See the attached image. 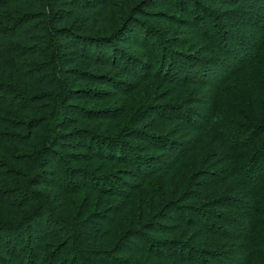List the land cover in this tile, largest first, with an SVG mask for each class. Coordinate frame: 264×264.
<instances>
[{
  "label": "trees",
  "instance_id": "trees-1",
  "mask_svg": "<svg viewBox=\"0 0 264 264\" xmlns=\"http://www.w3.org/2000/svg\"><path fill=\"white\" fill-rule=\"evenodd\" d=\"M161 6L186 16L197 47L202 40L205 46L181 55L156 44L159 33L149 23L164 18ZM252 8L247 0H0L1 254L37 264L43 238L62 230L76 232L91 256L79 264H264V220L237 212L248 207L264 215V36L253 53H243L240 69L227 70L222 60L231 59L228 43L240 51L249 44L230 27L261 10ZM222 21L228 26L219 27ZM259 28L264 35V24ZM248 67L253 77H241ZM156 80L182 93L197 87L195 106L163 92L118 126L128 111L117 105ZM182 120L195 135L172 139L169 126ZM201 133L221 141L228 164L200 155L194 136ZM141 145L158 154L141 152ZM93 163L122 165L130 190L158 189L106 240L93 216L64 208L94 181ZM177 169L188 174L179 176L184 186L166 196ZM230 178L247 190L209 194ZM174 211L183 214L166 227ZM176 227L184 231L173 234ZM33 236L38 245L29 248Z\"/></svg>",
  "mask_w": 264,
  "mask_h": 264
},
{
  "label": "rangeland",
  "instance_id": "rangeland-1",
  "mask_svg": "<svg viewBox=\"0 0 264 264\" xmlns=\"http://www.w3.org/2000/svg\"><path fill=\"white\" fill-rule=\"evenodd\" d=\"M248 6L254 7V9H261L260 12H256L257 14H251L252 16H249V21L246 20L247 15L244 17L243 20H239L236 25L234 24L233 27H230L231 30H234L237 35L240 37H244V39L247 38L249 40V44L242 49V51L238 50L234 45L235 42H230L227 45V50L229 53H231V59L222 58L223 63L225 64L224 67H227V70H238L243 65L242 58L243 53H253V50H256V46L260 45L261 43V36H264L263 33H261L259 24H264V0H258V1H252L247 0ZM207 4V3H205ZM253 9V8H252ZM253 9V10H254ZM159 12H163L164 18L160 20L159 22H150L149 26H154L157 30L159 35L156 36V44H159L161 47H166L168 51H172L176 53H181V55H193L196 53V48L205 46L204 41L202 40V45H199L197 47L196 42L198 41V36L195 35V29H193L191 26L185 24L188 21V18L186 16H182L181 13L176 11L173 8L168 9L166 6L160 7ZM227 22V23H225ZM217 23L219 27L225 26L228 21ZM191 24V22H188ZM231 24V23H229ZM206 29L208 27L206 26ZM197 37V38H196ZM242 37V38H243ZM219 41V38L216 37V41ZM171 42L173 46H170L168 42ZM187 42V44H185ZM193 44H195L194 47ZM208 44V43H207ZM246 48V49H245ZM200 55V53H198ZM197 54V55H198ZM178 57V55H176ZM189 59V58H187ZM234 68V69H233ZM224 69V68H223ZM247 70L241 77H253V71L250 70L248 67ZM222 76H224V72L222 73ZM128 80V79H127ZM212 80V79H211ZM215 84V83H213ZM160 85L159 90L157 91V87ZM191 88L196 89L197 87L191 86ZM191 88H188L186 91L181 92V90L175 89L174 87L169 85L163 84L161 81H151L144 85L140 89V91H136L129 95V99L122 100L121 103L117 105L118 108L121 109L122 106H125L126 112L123 116H121V119L117 121L118 126H124L129 118L130 115L134 114V112L140 108L143 104L147 103H153L152 100H147L148 97L154 96V99L157 94H171L170 96H174L173 102H182L184 107H191L195 106L194 104H191L192 98L194 97V94ZM211 90V89H209ZM206 91V90H205ZM187 92V93H184ZM173 94V95H172ZM209 94V93H208ZM211 96H216L213 92H210ZM172 98V97H169ZM167 99L170 101V99ZM153 99V100H154ZM150 101V102H149ZM191 101V102H190ZM125 104V105H124ZM123 108V107H122ZM199 106L195 107V109H198ZM180 122V121H179ZM174 122L172 125L169 126L170 130V136L173 139L181 138L183 136L192 137L195 135V131L189 130L190 127H188L186 124L187 122L181 121ZM160 132V131H159ZM158 133V132H157ZM198 138V143L200 145L199 147V153L200 155H205L207 153H211V157H215L220 159L223 163L228 164L227 158L222 157V154L228 153L227 148L222 147L223 144L219 139H217L214 135L206 133V134H199L198 136H194ZM200 137H203L201 140ZM141 152L148 153V154H158L155 150H149L147 149V146H139ZM221 149V150H220ZM147 150V151H146ZM218 154V156H216ZM223 158V159H222ZM189 163V162H187ZM65 164V162L63 163ZM94 168L88 167L89 170H91V175L93 176L94 181H90L87 183V185H83L80 188V193H78L76 196H69L68 201L65 204V207L67 210L72 207V210H75V212H79V215L83 214L85 217L87 216H93L94 217V227L97 228V231L100 235H105L104 239L106 240L107 237H110V234H107L109 231L110 233H119L120 230L127 227L130 221V215L135 216L141 208L146 204L148 206L149 203V197L150 194L154 191H157L158 189L156 185L145 186V188L137 187L134 190H130L129 183L132 182L130 176L126 174L124 171L125 168L122 165L118 164H101V163H93ZM189 166V164H187ZM186 165V166H187ZM68 167L71 165H67ZM187 166V167H188ZM215 169V168H214ZM181 170V169H180ZM177 169L175 172L172 171L169 174V177L167 178V184L163 191L165 192V195L167 193H174L175 191H178V186L183 187L184 186V180H181L179 176L184 175L187 178V172L185 170ZM174 176V177H173ZM173 177V178H172ZM66 182H70L71 185L74 183L73 180L69 177V175L65 176ZM234 178H230L225 184H220L215 187H212L209 191V194L220 196L224 191L225 194H230L232 197H238L239 193L243 190H247L246 187L239 181H234ZM155 182V181H154ZM153 182V183H154ZM160 186V184H159ZM158 186V187H159ZM98 188V189H97ZM98 190V191H97ZM228 191V192H227ZM167 196V195H166ZM248 202H251V199L248 198ZM253 200V199H252ZM157 204H160V202H157ZM187 205L189 206H198L195 204L194 201H188ZM129 206V207H128ZM74 208V209H73ZM126 208V209H125ZM189 208V207H188ZM245 209L241 212L242 214H245V217L250 220L253 218V216L259 217L260 220H264V215L259 214L255 212L253 209L244 207ZM115 210H117V214L114 215ZM236 212V214H237ZM183 213L180 211H174L169 214V217L167 221L165 222L166 227L174 226L178 220H180ZM188 214H185L187 216ZM235 215V214H233ZM179 218V219H178ZM105 220H108L110 223L108 225L106 224ZM108 227V228H107ZM245 227H241L240 229L243 230ZM59 230V229H58ZM231 230V227H230ZM67 231H69V228H67ZM183 229H179L173 231L174 233L177 232H183ZM55 232V231H54ZM107 234V235H106ZM178 234V233H177ZM189 234V233H184ZM52 235V234H51ZM156 236V235H153ZM36 236L30 237V247L34 248L38 243L34 242V244L31 243V239H33ZM44 237V236H43ZM160 238V236H156ZM164 238V237H161ZM43 245L41 253L39 254V258L37 260V264H46L48 261V264H79V263H88V260L91 259V256L88 255V253L84 249V243H81V238L76 232H69V236L65 231L60 230V232H56V234L52 235V238H43ZM37 241V240H35ZM68 244L66 245V243ZM186 242V240H184ZM227 242V241H225ZM232 242V241H231ZM5 248L7 249V245H5ZM3 249V245L0 244V264H20L18 261L13 260L8 255L1 254ZM69 249L74 252V255H70ZM27 243L24 244V246L19 249L21 252V255H25L26 252H28ZM7 251V250H6ZM5 251V252H6ZM7 253V252H6ZM8 256V257H7ZM42 258V259H41ZM129 258L131 262H134L138 260L136 257H127ZM27 259V258H26ZM26 260L24 258L21 260V264H25Z\"/></svg>",
  "mask_w": 264,
  "mask_h": 264
}]
</instances>
